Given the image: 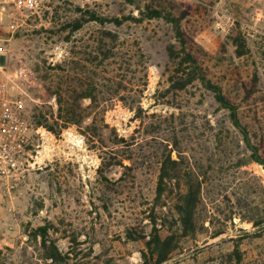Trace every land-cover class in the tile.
Here are the masks:
<instances>
[{
    "label": "rangeland",
    "instance_id": "rangeland-1",
    "mask_svg": "<svg viewBox=\"0 0 264 264\" xmlns=\"http://www.w3.org/2000/svg\"><path fill=\"white\" fill-rule=\"evenodd\" d=\"M148 7L180 20L264 157V0H48L3 32L30 135L24 176L0 191V264H143V252L155 264V231L177 235L161 264H264V167L199 81L171 87L168 48L181 45L167 19L142 17ZM59 95L77 123L64 125ZM163 167L177 177L158 196ZM177 182L199 193L195 238L180 228Z\"/></svg>",
    "mask_w": 264,
    "mask_h": 264
},
{
    "label": "trees",
    "instance_id": "trees-1",
    "mask_svg": "<svg viewBox=\"0 0 264 264\" xmlns=\"http://www.w3.org/2000/svg\"><path fill=\"white\" fill-rule=\"evenodd\" d=\"M141 14L142 17L146 19L165 18L174 26L176 36L179 39L181 47L177 49L174 45H171L168 48L169 56L174 66V70L172 71L171 77L169 79L171 87L176 90H183L193 82L199 81L206 90L213 94L214 99L219 104L221 109L228 111L229 121L231 125L238 131V133L242 136L245 144L251 150V160L261 164L264 167V157H261L259 148L254 145L247 125L242 122L237 104H234L233 101L225 94L224 88L221 85L207 76L204 68L198 63L197 58L190 50L187 49L180 20L172 15H164L159 9L152 7H148L146 12H143ZM92 18L93 20H98L95 19L94 16ZM102 20L103 19H100L99 21L102 22ZM113 20L116 25H120L123 22L122 19L119 18H115ZM87 88H89V91L83 93L81 98L88 97L92 100V103L96 105L97 97L93 92L95 88ZM58 105L60 116L61 118H64L62 121L64 122L65 126L68 124H75L79 121V117L81 118V115H78L76 112L75 104L64 99V97L61 95H59ZM63 108L65 109V111ZM34 118L35 120L37 119L35 115ZM43 122H47V118L44 115H40L38 121H36L35 124L36 126H42ZM49 130L54 132L53 127H50ZM166 160L173 166L172 170L177 169L176 166L179 164V161L171 160L170 157H168ZM162 170L163 172L159 174L157 185L158 196H161L162 193L166 190L165 181L177 177L176 175H170L167 169L164 170V167L162 168ZM176 188L179 190V192L177 193L175 211L179 218L180 228L185 236L191 234L195 238L197 234L195 209L199 200V193L197 191H194L192 185H190L189 190H187L188 192L182 194L179 182H177ZM176 237L177 235L175 233L168 235L165 238H162L157 231L152 234L151 239L147 241V247L149 249L151 258L154 257V253L157 254L156 261L154 262L155 264H161L168 260L170 252L176 248ZM52 252L53 253H51L50 257L56 260L59 257V253L55 246L52 247ZM142 254L145 258V262L143 264H149L147 253L143 252Z\"/></svg>",
    "mask_w": 264,
    "mask_h": 264
},
{
    "label": "built area",
    "instance_id": "built-area-1",
    "mask_svg": "<svg viewBox=\"0 0 264 264\" xmlns=\"http://www.w3.org/2000/svg\"><path fill=\"white\" fill-rule=\"evenodd\" d=\"M47 1L0 0V191L7 194L14 191L19 179L24 176L22 166L27 155L30 127L23 117V97L12 93L13 80L5 72L3 32L9 20L15 22L24 16L39 14ZM35 131L42 136L51 134L43 127Z\"/></svg>",
    "mask_w": 264,
    "mask_h": 264
}]
</instances>
